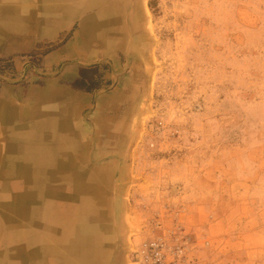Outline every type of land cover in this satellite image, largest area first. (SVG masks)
<instances>
[{
    "label": "rangeland",
    "instance_id": "374dc122",
    "mask_svg": "<svg viewBox=\"0 0 264 264\" xmlns=\"http://www.w3.org/2000/svg\"><path fill=\"white\" fill-rule=\"evenodd\" d=\"M0 9V264H68L55 223L86 215V202L99 214L88 224L100 228L101 264H137L151 240L169 260L182 249L181 264H264V0ZM98 13L120 14L112 37L97 32ZM53 115L67 118L72 156L33 185L10 162L11 141ZM42 202L55 222L40 217Z\"/></svg>",
    "mask_w": 264,
    "mask_h": 264
},
{
    "label": "bare ground",
    "instance_id": "6f19581e",
    "mask_svg": "<svg viewBox=\"0 0 264 264\" xmlns=\"http://www.w3.org/2000/svg\"><path fill=\"white\" fill-rule=\"evenodd\" d=\"M97 2H98V4H96V5H99L100 1H97ZM114 2L111 4V7L114 6V8H115V6H117V8H118L117 10H121L118 7V3H116V1H114ZM70 7H71V5H70ZM114 8L112 7V9H114ZM67 11H68V9H67ZM0 12H1V9H0ZM70 12H71V10H70ZM15 16H17V15H15ZM97 17H100L99 13H98ZM17 18L20 19L22 17L19 18V16H18ZM18 19L13 20L12 22L17 23V21H19ZM115 19H113L111 17L109 18L108 13L102 14L101 17L99 18L100 22H98L99 24H98L97 32L101 29H102V32H103V29H105L104 31H106V29L108 28L109 37H112V35L114 34L113 32L116 30L117 21H120V14H118V17H116ZM117 30H118V28H117ZM105 34H106V32H105ZM105 34H104V36H105ZM61 106L63 107V111H64L63 114L65 113V116H67V117L70 116V115H67L68 112L70 111L69 110L70 109L69 100H68V102H64V100H63V102H61L59 105V109L61 108ZM51 109H53V107H51ZM50 113H51V111H50ZM58 114H57V116H58ZM57 116L53 115L51 117L49 116V117H46L44 119L43 118L39 119L36 122H34L35 124H33L32 126L25 127L21 130H17L18 136L16 138L14 136L13 137L14 140H12L10 138L12 140V141L10 140L11 141L10 147L12 150V156L10 158V162H12V164L13 163L16 164L18 162H21L23 165L27 166L28 167L27 172H29L27 174H29V175H26V176H28V179L26 178V180H28L33 185H43L45 183L46 179L49 178V176L47 177V175H49L51 173L52 167L56 165V160L58 157H60V156H62V157L72 156L71 152L69 151V153H68V151L66 150L67 145H69L70 142L66 143L65 141H63L64 139H62V137H61L63 131L65 133H67L69 130V129L68 130L66 129L67 128V125H66L67 118L66 119H59ZM56 126H58V127L56 128ZM52 130H54V132H55L54 134H53ZM72 131L73 130H71V132ZM28 137H31V139L27 140ZM59 137H61V138H59ZM75 146H72V147L75 148ZM0 158H1V156H0ZM71 159H73V158H71ZM67 165L69 166L68 163L66 165L64 164V166H66V167H67ZM69 167L71 168V166H69ZM55 168H56V166H55ZM61 168H62V165H61ZM69 169H67V170H69ZM60 172H61V170H60ZM21 174H22V171H21ZM98 174H101V172H95L94 171L93 173H91L90 178L93 179L95 177V175H98ZM24 175L25 174H23L22 176H24ZM72 175L74 176V178L76 180L75 185H79L78 181H80V179H79L78 173L74 172V173H72ZM92 176H93V178H92ZM23 178H25V176ZM58 179H59V177H58ZM29 182H27V183H29ZM28 193H30V192L28 191ZM29 195H27V196H29ZM45 196H47V195L46 194L43 195L44 198H45ZM38 198H39V196H38ZM30 199H31V197H30ZM30 199H27V200H30ZM18 200H19V198H18ZM91 202H94V201L92 200ZM42 204H43V202H42ZM42 204H41V207L39 210L40 217L43 219H47V220H54V222H55L54 216L49 214L50 211H49L48 206H46V203H44L43 205ZM84 204H86V205H83V207L87 211V214L86 215L81 214L80 218H78L77 220L74 219V216L76 214L73 217L67 216L64 218H60L61 220L58 219V223H55L56 224L55 234H58V232L60 231L61 233L59 235H56L59 237V236L65 235V233H66V238L68 241V243H67L68 250L64 254L67 255V253L69 252L68 254H69L70 258H69V260L66 259L68 264H101V263H103V259H104V257H103L104 253H103L102 247H101L102 244H101V240L98 237V234L96 235V232L94 233V231H97V233H98L97 228H99V227H97L95 230L94 223L91 224L92 226H89V224H88L89 218L93 219L95 216V213H97V212H96L95 206H93L94 203L92 204L90 202H86ZM17 205L18 204H16V207H17ZM19 205H21V204H19ZM16 209H18V207ZM36 211H37V209L35 210V212ZM20 212H21V210H20ZM30 214H34V213L33 212L31 213V211H30ZM97 214H96V217H97ZM32 216H30V217H32ZM35 216H37V215H35ZM73 221H75V222H73ZM71 222H73V223H71ZM99 230H100V228H99ZM16 233H18V232H16ZM42 233L44 236V232H42ZM40 241H42V240H40ZM55 243H56V241L54 242L53 245H55ZM57 246H58V244H57ZM57 246L54 248V251L56 250V248H58ZM50 247H51V245H50ZM48 248H49V246H48ZM46 250H44V252L46 254L50 255L51 253H49V251H48L49 249H46ZM45 256H47V255H45ZM45 256H44V258H45ZM61 257H63V256H61ZM64 257H66V256H64Z\"/></svg>",
    "mask_w": 264,
    "mask_h": 264
},
{
    "label": "built area",
    "instance_id": "2783aa9c",
    "mask_svg": "<svg viewBox=\"0 0 264 264\" xmlns=\"http://www.w3.org/2000/svg\"><path fill=\"white\" fill-rule=\"evenodd\" d=\"M167 246L162 240L145 242L136 252L137 264H181L182 249L170 252L171 260L167 256Z\"/></svg>",
    "mask_w": 264,
    "mask_h": 264
}]
</instances>
